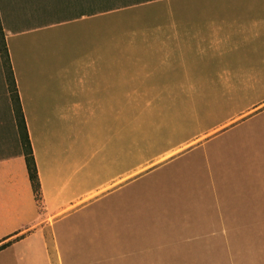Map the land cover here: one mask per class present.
<instances>
[{"label":"crops","instance_id":"0c3cea01","mask_svg":"<svg viewBox=\"0 0 264 264\" xmlns=\"http://www.w3.org/2000/svg\"><path fill=\"white\" fill-rule=\"evenodd\" d=\"M110 10L0 0L40 191L0 88V264H264V91L202 59L262 18L159 25L129 70Z\"/></svg>","mask_w":264,"mask_h":264},{"label":"rangeland","instance_id":"374dc122","mask_svg":"<svg viewBox=\"0 0 264 264\" xmlns=\"http://www.w3.org/2000/svg\"><path fill=\"white\" fill-rule=\"evenodd\" d=\"M94 2L97 9H111L112 36L109 48L112 65H124L127 60L129 70L135 68L137 59L141 57L150 59L153 54L152 49L155 48L150 45L151 38L154 31L158 32L159 25L175 23L183 27L185 23H190L196 28L193 30L196 33H200V27L202 29L207 27L204 31L210 37L215 33L210 24H215L221 18L236 23L247 22L252 17L262 18L263 20L260 21L263 22H257L254 30H248L246 25L241 28L238 24L239 31L233 30L234 36L230 39L229 46L219 56L209 59L212 54L210 51L213 50L212 48L215 50V46L211 47V50L208 48L202 52V59L209 63L207 67L213 72L226 70L239 73V77L230 76L237 91L242 93L244 90H255L257 94L264 91V78L249 76L251 70L263 69L264 72V60L257 57L258 54L264 55V0H147L132 4L128 3L133 0H94ZM52 19L55 18L51 16L47 18V20ZM173 49L178 53L177 50L182 47H173ZM200 63V60L197 61L198 66ZM215 79L217 78L213 76L204 81ZM8 86L5 59L0 53V88L7 90L12 107V96ZM13 117L15 119L14 111ZM15 122L17 125L16 119ZM260 226L261 223L258 222L257 229Z\"/></svg>","mask_w":264,"mask_h":264},{"label":"trees","instance_id":"16d2710c","mask_svg":"<svg viewBox=\"0 0 264 264\" xmlns=\"http://www.w3.org/2000/svg\"><path fill=\"white\" fill-rule=\"evenodd\" d=\"M142 1H147V0H133V2H130L128 4L138 3ZM0 53L5 59L6 75L9 80L8 87H9V92L11 93V96H12L11 103H12V107L14 111V116L17 121V127L19 130L20 142L22 145V150H23V155L25 159L28 177L31 182V186L33 189L35 199L39 201L40 191H39V180L37 176L36 165H35L34 157L32 154V148H31L30 141H29L28 134H27L26 125H25V121H24V117H23V113H22V109L20 105V100H19L16 85H15L14 75L12 72L10 59H9L7 47L4 41L1 25H0ZM2 247H4V245L0 246V248Z\"/></svg>","mask_w":264,"mask_h":264}]
</instances>
